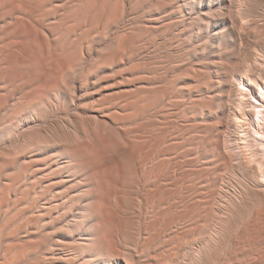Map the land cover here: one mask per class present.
I'll return each instance as SVG.
<instances>
[{
  "label": "rangeland",
  "instance_id": "374dc122",
  "mask_svg": "<svg viewBox=\"0 0 264 264\" xmlns=\"http://www.w3.org/2000/svg\"><path fill=\"white\" fill-rule=\"evenodd\" d=\"M263 88L264 0H0V264H264Z\"/></svg>",
  "mask_w": 264,
  "mask_h": 264
},
{
  "label": "bare ground",
  "instance_id": "6f19581e",
  "mask_svg": "<svg viewBox=\"0 0 264 264\" xmlns=\"http://www.w3.org/2000/svg\"><path fill=\"white\" fill-rule=\"evenodd\" d=\"M263 89H264V88H263ZM257 114H259V113H257ZM259 115H260V120H261V121H264V112H260ZM258 117H259V116H258ZM258 123H260V122H258ZM255 132H256V133H260V132L257 131V130H256ZM258 135L261 136L262 133H260V134H258ZM53 196H54V195H53ZM70 205H71V204H70ZM68 207H70V206H68ZM89 207H90V206H89ZM70 208H71V207H70ZM87 208H88V207H87ZM97 208H98V207H97ZM90 209H91V210H87V209H86L87 212L89 211L88 213H83V214H81V216H82V220H83V219H84V220H85V219H88V217H90L91 214H93L91 211H94V210H92V208H90ZM21 210H22V209H21ZM99 210H100V209H99ZM92 216H93V215H92ZM88 220H89V219H88ZM88 245L90 246L91 243L88 244ZM89 246H88V247H89Z\"/></svg>",
  "mask_w": 264,
  "mask_h": 264
}]
</instances>
